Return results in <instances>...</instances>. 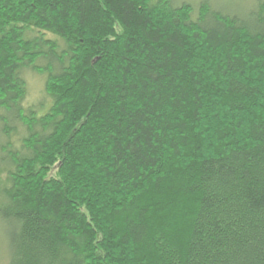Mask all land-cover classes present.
<instances>
[{
  "label": "trees",
  "instance_id": "trees-1",
  "mask_svg": "<svg viewBox=\"0 0 264 264\" xmlns=\"http://www.w3.org/2000/svg\"><path fill=\"white\" fill-rule=\"evenodd\" d=\"M0 228L3 264H264V0H0Z\"/></svg>",
  "mask_w": 264,
  "mask_h": 264
},
{
  "label": "rangeland",
  "instance_id": "rangeland-1",
  "mask_svg": "<svg viewBox=\"0 0 264 264\" xmlns=\"http://www.w3.org/2000/svg\"><path fill=\"white\" fill-rule=\"evenodd\" d=\"M193 5L196 4L197 0H188ZM216 5L231 7L232 9L245 10L247 6H251L255 0H212ZM25 77L27 79V98L26 104L28 106L36 107V111L40 114L46 112L47 106L41 105L43 101L46 103V95L43 92V82L42 77L33 72H25ZM45 100V101H44ZM0 237L2 238V229L0 228ZM4 248H2L0 240V264H3L4 260Z\"/></svg>",
  "mask_w": 264,
  "mask_h": 264
}]
</instances>
